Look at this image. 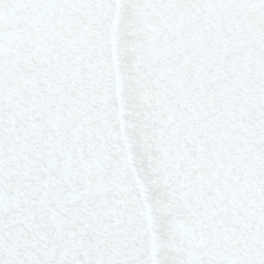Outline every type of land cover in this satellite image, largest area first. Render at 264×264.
<instances>
[{
	"label": "snow or ice",
	"instance_id": "1",
	"mask_svg": "<svg viewBox=\"0 0 264 264\" xmlns=\"http://www.w3.org/2000/svg\"><path fill=\"white\" fill-rule=\"evenodd\" d=\"M0 264H264V0H0Z\"/></svg>",
	"mask_w": 264,
	"mask_h": 264
}]
</instances>
